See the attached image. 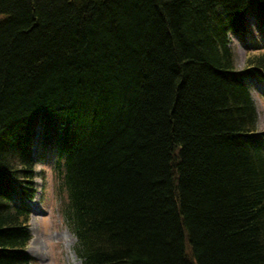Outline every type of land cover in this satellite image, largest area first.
Segmentation results:
<instances>
[{"label": "trees", "instance_id": "trees-1", "mask_svg": "<svg viewBox=\"0 0 264 264\" xmlns=\"http://www.w3.org/2000/svg\"><path fill=\"white\" fill-rule=\"evenodd\" d=\"M251 23L264 0H0V264H35L48 157L81 264H264V55L225 41Z\"/></svg>", "mask_w": 264, "mask_h": 264}, {"label": "rangeland", "instance_id": "rangeland-1", "mask_svg": "<svg viewBox=\"0 0 264 264\" xmlns=\"http://www.w3.org/2000/svg\"><path fill=\"white\" fill-rule=\"evenodd\" d=\"M249 34L246 44H243L237 38H231L233 52L235 54L237 70L243 71L246 66V60L251 55L263 53L264 41L256 26L251 23L248 28ZM250 37L255 39V45L261 47L256 50L251 46ZM252 98L258 114V132L264 133V85L254 81H248ZM40 153L36 147L34 150L35 158L38 160ZM52 158L48 157L38 161L35 167V173L38 178L35 180L36 193L33 200L29 203L33 208V214L30 217L29 230L31 240L37 239L42 244L41 250L36 256L28 252L30 242L27 247V254L35 259V264H80V260L75 254V237L68 230L64 215H62V203L57 194L58 182L52 171ZM66 233L69 235L67 236ZM61 235H64L62 237Z\"/></svg>", "mask_w": 264, "mask_h": 264}, {"label": "bare ground", "instance_id": "bare-ground-1", "mask_svg": "<svg viewBox=\"0 0 264 264\" xmlns=\"http://www.w3.org/2000/svg\"><path fill=\"white\" fill-rule=\"evenodd\" d=\"M249 26L247 27V33ZM227 37V36H226ZM237 38L239 37V35H235V34H230L227 37L226 44L228 45V48H230L231 50L233 49L232 44H231V38ZM66 235L68 236L69 234L66 233ZM62 237H64V235H61ZM41 246L43 247V244L37 240V239H32L30 242V249L28 250L29 253H31L32 255L36 256L38 254V252L41 250Z\"/></svg>", "mask_w": 264, "mask_h": 264}]
</instances>
